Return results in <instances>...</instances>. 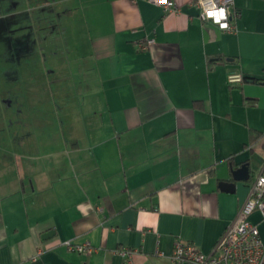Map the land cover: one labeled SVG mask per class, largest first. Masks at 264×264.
Returning a JSON list of instances; mask_svg holds the SVG:
<instances>
[{
  "label": "crops",
  "instance_id": "crops-1",
  "mask_svg": "<svg viewBox=\"0 0 264 264\" xmlns=\"http://www.w3.org/2000/svg\"><path fill=\"white\" fill-rule=\"evenodd\" d=\"M74 1L60 107L0 120V264H175L178 240L209 252L264 162V0H233V31L195 0ZM246 218L264 246L261 213Z\"/></svg>",
  "mask_w": 264,
  "mask_h": 264
},
{
  "label": "rangeland",
  "instance_id": "rangeland-1",
  "mask_svg": "<svg viewBox=\"0 0 264 264\" xmlns=\"http://www.w3.org/2000/svg\"><path fill=\"white\" fill-rule=\"evenodd\" d=\"M61 5L58 0H0V108L6 110L0 120L7 130L15 119L10 113L14 107L33 111L36 120L43 116L36 112L45 114L44 108L39 110L44 101L60 107L63 65L68 74L76 73L77 57L69 49L75 1H67L71 13L61 12ZM68 89L75 91L74 81Z\"/></svg>",
  "mask_w": 264,
  "mask_h": 264
},
{
  "label": "built area",
  "instance_id": "built-area-1",
  "mask_svg": "<svg viewBox=\"0 0 264 264\" xmlns=\"http://www.w3.org/2000/svg\"><path fill=\"white\" fill-rule=\"evenodd\" d=\"M160 5L164 12L175 9L173 0H149ZM233 0H195L198 17L201 21L210 22L219 29L233 31L231 23L235 14L230 10ZM234 15V16H233ZM141 48L147 47L140 44ZM228 84H240L244 75L240 72H230L226 76ZM258 210L264 218V162L252 180L248 195L239 207L237 215L231 221L209 252H203L193 244L178 240L174 244L171 260L175 264L190 262L193 264H264V246L261 242L257 226L247 220V215ZM65 245L71 251L84 255L90 254L94 247L89 241L77 243L66 240ZM128 251H123L126 255Z\"/></svg>",
  "mask_w": 264,
  "mask_h": 264
},
{
  "label": "water",
  "instance_id": "water-1",
  "mask_svg": "<svg viewBox=\"0 0 264 264\" xmlns=\"http://www.w3.org/2000/svg\"><path fill=\"white\" fill-rule=\"evenodd\" d=\"M233 178L234 179H241V180H246L248 178V173H247V167L245 165H241L238 169L233 171ZM223 184H228V183H223ZM53 234V231H47L42 234V238L49 237Z\"/></svg>",
  "mask_w": 264,
  "mask_h": 264
},
{
  "label": "trees",
  "instance_id": "trees-1",
  "mask_svg": "<svg viewBox=\"0 0 264 264\" xmlns=\"http://www.w3.org/2000/svg\"><path fill=\"white\" fill-rule=\"evenodd\" d=\"M245 78V77H244Z\"/></svg>",
  "mask_w": 264,
  "mask_h": 264
}]
</instances>
